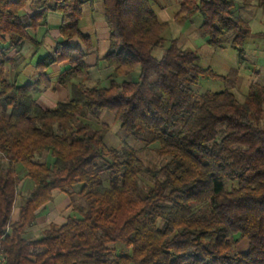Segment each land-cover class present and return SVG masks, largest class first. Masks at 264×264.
I'll return each mask as SVG.
<instances>
[{
    "label": "trees",
    "instance_id": "trees-1",
    "mask_svg": "<svg viewBox=\"0 0 264 264\" xmlns=\"http://www.w3.org/2000/svg\"><path fill=\"white\" fill-rule=\"evenodd\" d=\"M91 1L0 0V255L6 264H264V85L251 83L244 102L229 91L196 96L202 78L220 76L177 40L155 57L169 27L156 0H103L107 85L75 83L90 77L94 42L81 22ZM254 2L264 12V0H183L175 20L199 15L214 49L234 34L230 45L242 61L251 29L235 7ZM50 14L61 17L62 41L37 62L34 81H10L9 54L30 43L37 55L43 42L32 33ZM61 64L57 84L70 85L71 99L44 108L37 96ZM103 111L127 139L156 145L169 161L153 170L126 140L106 146L108 126L81 121ZM44 153L50 162L34 161ZM17 165L32 187L14 218L30 189ZM55 191L69 198L71 213L28 237ZM76 195L85 207L75 206Z\"/></svg>",
    "mask_w": 264,
    "mask_h": 264
},
{
    "label": "rangeland",
    "instance_id": "rangeland-1",
    "mask_svg": "<svg viewBox=\"0 0 264 264\" xmlns=\"http://www.w3.org/2000/svg\"><path fill=\"white\" fill-rule=\"evenodd\" d=\"M183 0H156L153 2L154 10L159 17L160 21H165L169 24L168 30L164 34L165 45L163 49L154 51L155 57L160 58L165 48L171 40H177L178 45L183 49L194 51L199 56V63L203 67L211 68L216 74L220 76L217 79L202 78L198 86H194L193 90L196 96L205 93H216L222 91H229L235 95L240 101L244 102L248 94V88L251 83L264 85V35L260 34L264 31V12L260 9L256 2L251 6L243 8L239 5L235 7V11H240V16L246 20L251 27L252 34L249 36L245 45V60L239 58L238 53L231 48L230 42L234 34H227L224 38V45L220 49L209 47L205 38L201 35L199 27L202 24V19L199 15L191 19L183 21H176L175 14L179 8V3ZM95 9L101 14L102 4H95ZM98 14V13H96ZM102 15V14H101ZM28 57H21L17 62L9 68V70L22 69L29 63ZM9 74V72H8ZM12 75V74H11ZM51 75V73H50ZM226 78V79H225ZM92 85V81L88 83ZM101 85H107L105 79L101 81ZM61 102L63 101L60 100ZM87 113V112H86ZM81 121L89 122L95 129H98L105 124L108 126L109 131L106 133L104 143L108 147L120 148L123 140H126L129 145L139 151V157L146 166L153 170H158L164 166L169 159L161 158L156 152V145L146 146L144 142L127 139L126 134L121 130L120 124L115 122L112 114L108 111L87 113V118ZM145 137H149L148 135ZM50 162V156L47 153L37 155L34 159L35 162H44L45 158ZM18 175L27 181L23 189L30 186L29 190H25L21 199H18L15 208L14 218L17 217L20 203L23 202L31 192V183L26 179L25 171L20 165L16 166ZM142 185L149 186L150 181L147 177H142ZM80 186H75L76 193L79 192ZM54 201L48 205L54 211V223L61 224L64 222L68 212L71 213L72 207L68 197L58 191L53 192ZM75 206L85 207V199L76 195L74 198ZM65 212V213H64ZM40 220L41 217L38 216ZM51 222L39 226L36 225L29 229L28 237L36 238L40 235L41 231L47 227ZM244 242V241H243ZM246 243V242H244ZM246 244L240 246L242 251L246 250Z\"/></svg>",
    "mask_w": 264,
    "mask_h": 264
},
{
    "label": "crops",
    "instance_id": "crops-1",
    "mask_svg": "<svg viewBox=\"0 0 264 264\" xmlns=\"http://www.w3.org/2000/svg\"><path fill=\"white\" fill-rule=\"evenodd\" d=\"M97 3L102 4L103 12V0H92L91 2L85 4L83 8V18L81 22L82 31L85 34L90 35L94 42L93 53H91L86 60L87 64L91 67L90 77L86 81H83L82 79H76L74 81L75 83H83L88 87L96 86L99 82H101L111 73V68H109L106 63L102 61L103 58L109 52L110 33L109 29L107 28L104 22L103 13L101 12V15L95 9V4ZM239 14L240 11L238 12V15ZM60 25L61 17L57 14H50L47 20V24L45 26H41L36 33H32V35L35 36L38 41L43 42L42 48L37 55L34 56L35 50L30 43H25L18 55L15 54V52H11L9 54V57L15 59V62L12 64V66L21 57L29 58V63L26 64L24 68H18L17 70H8V78L10 81H16L18 85L21 86L28 82L34 81L37 78V72L35 70L37 62L47 54L52 53L56 46V43L62 41L59 34ZM260 34L264 35V31ZM205 42L207 44V39H205ZM65 69H67V65L61 64L53 66L49 71V76L52 81V85L48 89L43 90V92L37 96L38 103L44 108L53 109L57 106V104L65 103L71 99L70 85L59 86L57 84L58 76ZM90 81H92V85L88 84L90 83ZM62 99L63 101L61 102L60 100ZM45 160L47 161L48 158L46 157ZM50 208L52 207L50 206ZM50 208L48 207L46 211H43L39 214L41 219L39 220L37 217L36 225L42 226L47 222L54 223V211L57 210V207L54 208V211H52V209ZM69 214L70 213L68 212L64 222H62L61 224L65 223Z\"/></svg>",
    "mask_w": 264,
    "mask_h": 264
},
{
    "label": "built area",
    "instance_id": "built-area-1",
    "mask_svg": "<svg viewBox=\"0 0 264 264\" xmlns=\"http://www.w3.org/2000/svg\"><path fill=\"white\" fill-rule=\"evenodd\" d=\"M6 262L7 259L3 255H0V264H6Z\"/></svg>",
    "mask_w": 264,
    "mask_h": 264
}]
</instances>
